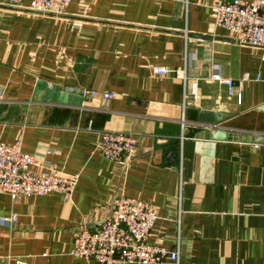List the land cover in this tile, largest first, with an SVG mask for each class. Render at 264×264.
<instances>
[{"label": "crops", "instance_id": "1", "mask_svg": "<svg viewBox=\"0 0 264 264\" xmlns=\"http://www.w3.org/2000/svg\"><path fill=\"white\" fill-rule=\"evenodd\" d=\"M217 1L71 0L52 15L0 0V140L76 178L70 200L0 195V218L16 216L0 264H100L69 251L118 193L155 209L148 242L177 264H264V55L214 25ZM103 131L134 135V153L106 159Z\"/></svg>", "mask_w": 264, "mask_h": 264}, {"label": "built area", "instance_id": "2", "mask_svg": "<svg viewBox=\"0 0 264 264\" xmlns=\"http://www.w3.org/2000/svg\"><path fill=\"white\" fill-rule=\"evenodd\" d=\"M20 0H5L8 6L19 7ZM26 9L60 15L71 0H28ZM186 3V0H181ZM213 23L236 35L240 45L259 48L264 55V0L243 3L239 0H218L213 8ZM170 70L156 66L155 75H166ZM185 81L184 69L174 71ZM212 78L225 84L231 93L232 82L219 73ZM137 139L132 134L103 131L97 143L98 152L108 160L117 161L134 153ZM34 156L22 149L20 139L12 143L0 140V195L11 199L18 196L57 194L70 200L76 178L52 166L34 171ZM155 209L142 200L115 194L110 206L96 225L84 223L77 231L69 254L84 261L100 264H177V250L149 243L148 238L156 222ZM16 220L12 215L0 218V225L10 227ZM15 264H28L22 260Z\"/></svg>", "mask_w": 264, "mask_h": 264}, {"label": "water", "instance_id": "3", "mask_svg": "<svg viewBox=\"0 0 264 264\" xmlns=\"http://www.w3.org/2000/svg\"><path fill=\"white\" fill-rule=\"evenodd\" d=\"M220 115H214V118L210 121L211 124H216L220 121ZM213 132V131H212ZM210 138L213 139H224L225 133H218V131H214L213 133H210Z\"/></svg>", "mask_w": 264, "mask_h": 264}]
</instances>
